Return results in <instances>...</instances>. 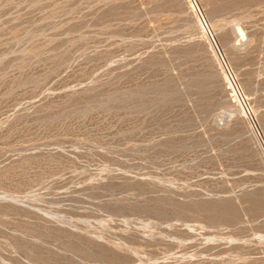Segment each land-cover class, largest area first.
<instances>
[{
    "label": "rangeland",
    "instance_id": "374dc122",
    "mask_svg": "<svg viewBox=\"0 0 264 264\" xmlns=\"http://www.w3.org/2000/svg\"><path fill=\"white\" fill-rule=\"evenodd\" d=\"M0 264H264V0H0Z\"/></svg>",
    "mask_w": 264,
    "mask_h": 264
}]
</instances>
